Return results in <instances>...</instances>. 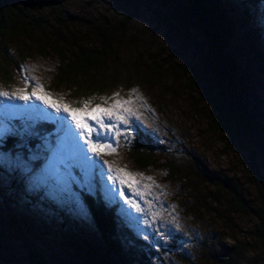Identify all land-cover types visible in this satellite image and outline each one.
Segmentation results:
<instances>
[{"label":"rangeland","instance_id":"1","mask_svg":"<svg viewBox=\"0 0 264 264\" xmlns=\"http://www.w3.org/2000/svg\"><path fill=\"white\" fill-rule=\"evenodd\" d=\"M10 1L17 12L23 0ZM60 1L36 11L25 8L26 29L9 24L12 33L0 40L12 60L7 64L0 59V91L10 94L0 96V264H31V249L46 264H97L103 244L83 193L113 208L123 229L141 240V247L128 249L133 260L143 253L147 264H264V240L254 237L259 182L245 166L244 154L226 146L223 135L209 125L202 96L187 88L181 71L171 69L172 63L183 61L185 52L166 41L163 28L141 16L112 32L114 43L102 65L62 80L56 52L66 54L74 44L95 47L94 39L85 36L87 27L117 26L123 0ZM228 1L236 23L231 53L264 122V76L256 60L264 55V0ZM30 19L37 20V27L28 24ZM26 78L28 92L39 81L50 97L73 108L88 99L95 106L114 92L128 99L131 90H137L131 107L138 115L128 117L127 125L119 123V137L93 122L106 138L101 142L112 143L117 151L88 155L101 164L108 161L113 169L142 173L135 177L142 196L118 181L113 186L106 165L101 169L83 157L77 145L78 140L87 147L83 137L45 119L47 112L65 113H55L34 97L23 101L11 96L25 87ZM41 121L52 122L50 136L36 131ZM104 122L117 124L115 118ZM71 131L79 129L71 124ZM138 131L153 141L145 168L127 153ZM219 177L244 196L253 212L231 211V190L221 186ZM233 246L242 248L239 262L229 255ZM217 253L228 261H219Z\"/></svg>","mask_w":264,"mask_h":264},{"label":"trees","instance_id":"2","mask_svg":"<svg viewBox=\"0 0 264 264\" xmlns=\"http://www.w3.org/2000/svg\"><path fill=\"white\" fill-rule=\"evenodd\" d=\"M22 2V1H21ZM20 2L21 10L13 11L10 0H0V40L7 38L12 32L9 24L20 31L25 30L23 24L27 20ZM228 0H123L120 5L118 25L109 28L87 27L85 36L93 38L95 47L86 48L74 44L66 54L59 51L58 70L60 79L69 80L73 76L88 74L105 62L109 49L114 43L112 32L126 27L134 19L142 18L163 28L168 43L175 44L185 52L183 61L172 63L181 73L188 89L200 94L209 108L208 121L213 130L223 135L225 145L235 147L245 157V166L255 175L259 185L257 190L258 207L255 215L259 226L254 237L264 240V122L257 108L250 102L246 77L240 73V65L231 53V45L236 31L235 13L230 9ZM58 6V5H56ZM53 7V6H51ZM29 8V7H26ZM42 8V7H41ZM41 8H29L40 10ZM28 24L37 27V20L30 19ZM115 28V29H114ZM108 49V50H107ZM65 56V57H64ZM256 56L261 73L264 76V55ZM0 59L12 63L11 58L1 46ZM177 71V72H176ZM0 66V75H1ZM36 131L42 136H50L54 130L50 121L36 124ZM31 147H36V140H31ZM154 150L151 138H145L138 131V140L128 150L129 157L141 168L148 165V155ZM221 186L231 190L229 208L233 212L249 214L253 212L244 196L219 177ZM94 226L103 244L102 253L97 264H147V256L133 260L130 247H141V240L133 236L118 220L113 208L104 205L83 193ZM234 262H239L242 248H230ZM219 261L226 262L223 253H217ZM31 264H46L35 249L29 251ZM135 261V263H133Z\"/></svg>","mask_w":264,"mask_h":264},{"label":"snow or ice","instance_id":"3","mask_svg":"<svg viewBox=\"0 0 264 264\" xmlns=\"http://www.w3.org/2000/svg\"><path fill=\"white\" fill-rule=\"evenodd\" d=\"M27 89L28 79L26 78L25 87L18 88L16 92L11 93V96L18 97V99L23 101H29L34 97L36 100L42 101L50 109H54L55 113H65L66 115L53 116L51 113L47 112L45 119H54L61 123L67 133H70L74 137H83L87 146L86 148L84 145H80L77 140V145L79 146L83 157L89 162L99 165L101 169L106 165L108 172L111 173V175L107 176V179L113 182V186H115V183L118 181L120 185L131 187L135 196H142L139 182L135 179V177L143 175L142 173H133L126 167L113 169L108 161L105 160L101 164L99 160H93L92 156L88 155L89 152L98 156L102 153L111 154L117 151V148L113 146L112 143L101 142V140L106 138L94 128L93 122L99 129L115 131V136L119 137L121 135L118 130L119 123L122 122L124 125H127L130 123L128 117L138 115L131 107L133 103V94L137 92L136 89L131 90L128 99H122L119 92H114L111 97L103 98L102 103L95 104V106H91V99L78 101L77 103L81 105L78 108H73L67 103H60L54 100L44 92V86L39 81H36L35 87L31 92H28ZM9 95V92L7 91H0V96L7 97ZM109 101H112V103L110 106L106 107V105L109 104ZM106 118L108 120L115 118L117 124L105 123L104 121ZM69 121L71 124L75 125L76 129H79L78 133H73L71 131V124ZM127 131L130 132L131 130L128 129ZM94 132H96L95 138L93 137ZM101 175H105V173L101 171ZM146 179L152 180L153 178L146 177ZM144 187L149 188L150 185H145ZM119 194L121 196L124 195L123 188H121Z\"/></svg>","mask_w":264,"mask_h":264},{"label":"water","instance_id":"4","mask_svg":"<svg viewBox=\"0 0 264 264\" xmlns=\"http://www.w3.org/2000/svg\"><path fill=\"white\" fill-rule=\"evenodd\" d=\"M60 2V0H23L21 3L24 8H41L44 6H56Z\"/></svg>","mask_w":264,"mask_h":264}]
</instances>
